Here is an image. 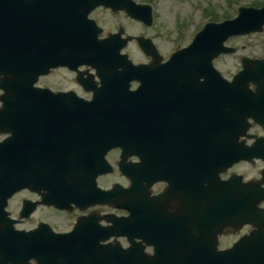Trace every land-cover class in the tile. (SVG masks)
I'll use <instances>...</instances> for the list:
<instances>
[{
    "label": "flooded vegetation",
    "instance_id": "flooded-vegetation-1",
    "mask_svg": "<svg viewBox=\"0 0 264 264\" xmlns=\"http://www.w3.org/2000/svg\"><path fill=\"white\" fill-rule=\"evenodd\" d=\"M82 1L0 0V264H264V246L246 238L258 227L244 208L264 210V70L242 72L245 62H264V25L229 35L220 54L217 33L200 37V75L190 77L189 69L164 71L171 53L189 45L184 32L167 52L150 27L134 32L142 23L126 11H88ZM227 4L222 18L208 9L209 21L237 17ZM58 25L101 29L99 40L121 29L120 42L152 37L164 59L152 63L129 41L122 52L150 63V73L116 67L104 85L91 64L54 65ZM21 33L25 49L35 40L43 73L34 92L47 104L16 107L14 82L25 81ZM231 143L238 153H229ZM78 229L77 246L32 250L34 239ZM90 235L100 244L78 246Z\"/></svg>",
    "mask_w": 264,
    "mask_h": 264
},
{
    "label": "water",
    "instance_id": "water-1",
    "mask_svg": "<svg viewBox=\"0 0 264 264\" xmlns=\"http://www.w3.org/2000/svg\"><path fill=\"white\" fill-rule=\"evenodd\" d=\"M102 1L112 6L120 3V0H107V1L102 0ZM121 7L127 8L128 11L131 12L133 16L140 18L145 23L152 24L153 11L149 5L144 6V5H139V4H135L132 2L130 6H128V4L121 3ZM244 14L245 12H243L240 15V17L237 18V20L235 21H226L225 23H222V24H215L217 25L216 29L220 36L221 45L223 44L222 42L223 34H225V37H226V34H228L229 31L232 32V30H229V29H232L234 25H237V24L242 25V24H248V23L255 24L259 22V18L255 16V13L248 12V14H245V15ZM212 25L213 24L207 25L206 29H204L203 31V34L204 33L207 34L208 33L207 31L211 30ZM32 35H34V33L27 34V36H32ZM57 38L59 40V48L60 49H63V48L70 49V55L72 56L73 59L82 60V58H85L87 59V61L96 64L97 68L112 67L115 65H128L131 67L132 65V63L129 60H127L126 62L125 60V58L127 59L126 56H124L125 58L120 56L119 53H120L121 47L112 48L114 46V43L112 40L107 39L104 42L100 43L96 41V36L94 34L87 35L84 30L82 29L79 30L77 26L70 27V28H63L58 25ZM31 39L35 41L33 37ZM27 41H30V40L27 39ZM197 44L198 43H197V38H196L193 40V44L190 47L182 49V51H178L174 53L171 59L169 60V63H172V62H175L178 64L185 63V65L190 67L191 71L198 69L199 55L197 54L198 52ZM143 45H144L145 51L148 54H151L152 56H154L156 62H160L162 57L159 56L157 49L154 48L153 45H148L145 43H143ZM25 50L26 51H23V48H22L23 59L26 58V56L30 59L32 57L33 52H30L31 50L29 47H27V49ZM27 62L28 63L26 65L24 63L25 84H26L25 92H26L27 98L26 97L18 98L17 104L22 105V106H27V107L29 105L37 106L39 104H47L46 102L47 96H44L41 93L38 94L36 92L31 91L34 89L33 83L37 80V76L33 77V74L36 73L35 71L36 69H38L37 65L39 64V62L38 64L31 60H28ZM62 63H64V61H62ZM176 68L182 69L183 66L181 65H177L175 67L172 66L168 69V71L172 69H176ZM130 71H133V70L130 69ZM195 74H197V72H195ZM103 123H105L104 125V129H105L106 122H103ZM103 123L101 124L99 123V125L102 126ZM119 128H121L120 125L117 126V129ZM45 231L46 230H44V232ZM54 241L58 245V247L59 246L61 247L73 246V243H74V239L71 237L57 238L56 236L54 238ZM45 242H47V240ZM92 243H95V242L92 241V237L90 235V237H88L87 241L84 242L83 245H90ZM46 247H49V246L44 244L43 246H40V249H46ZM85 261H88V260H85Z\"/></svg>",
    "mask_w": 264,
    "mask_h": 264
},
{
    "label": "rangeland",
    "instance_id": "rangeland-1",
    "mask_svg": "<svg viewBox=\"0 0 264 264\" xmlns=\"http://www.w3.org/2000/svg\"><path fill=\"white\" fill-rule=\"evenodd\" d=\"M147 1V0H138ZM227 0H151L154 6V15L156 25L154 29L148 28L150 33L158 35L164 44L165 51H170L173 44L182 43L177 34L181 31L185 32L187 38L190 39L199 25L208 21V9L214 8L217 17L222 18L225 15V7ZM264 0H230L228 8H236L238 6L251 5L254 2ZM232 4H234L232 6ZM213 10V11H214ZM145 25L138 23L132 26L134 32L144 30ZM182 34V33H181ZM174 39L176 42H173ZM167 41V42H166ZM139 59V58H138Z\"/></svg>",
    "mask_w": 264,
    "mask_h": 264
}]
</instances>
